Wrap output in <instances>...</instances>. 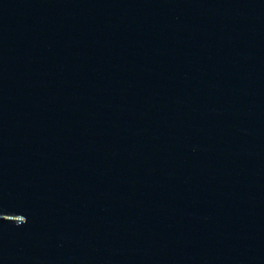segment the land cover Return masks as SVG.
<instances>
[{"label": "water", "instance_id": "obj_1", "mask_svg": "<svg viewBox=\"0 0 264 264\" xmlns=\"http://www.w3.org/2000/svg\"><path fill=\"white\" fill-rule=\"evenodd\" d=\"M264 163V0H0V264H209Z\"/></svg>", "mask_w": 264, "mask_h": 264}]
</instances>
